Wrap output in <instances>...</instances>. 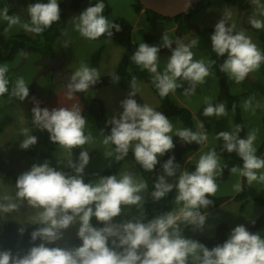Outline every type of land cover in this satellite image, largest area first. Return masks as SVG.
I'll return each instance as SVG.
<instances>
[{"label": "clouds", "instance_id": "9594fccd", "mask_svg": "<svg viewBox=\"0 0 264 264\" xmlns=\"http://www.w3.org/2000/svg\"><path fill=\"white\" fill-rule=\"evenodd\" d=\"M104 9L103 0L89 4L73 18L75 30L88 40L104 35L112 37L113 30L120 32V25L110 21L103 14ZM60 11V0H35L26 9L29 22L21 24L20 16L10 15L7 8H0V19L6 21L8 27L19 24L25 31L39 34L61 19ZM230 16L231 13H226L215 24L210 39L212 51L225 58L220 70L240 83L264 63V52L243 31L235 30V25L228 22ZM249 23L255 29L264 28L262 19L252 17ZM161 41L159 46L141 42L131 61L152 74L153 84L161 97L176 93L183 87L182 82L190 85L185 94H193L195 85L203 83L210 74L208 64L194 59L192 48L197 41L185 43L166 32ZM161 48L171 51L163 67L160 65ZM8 72V66L0 64V96L11 94L21 103L26 101L30 95L29 85L22 77L10 82ZM100 79L96 68L81 63L71 73L68 98L74 93H85ZM130 89L120 102L122 111L108 121L111 130L103 144L111 145L112 150L105 153L106 158L115 153V158L121 160L131 151L144 170L153 171L160 163L158 157L173 151L174 137L185 144L207 143L208 132L201 120L197 130L174 128L163 112L137 102L135 80ZM250 103L245 101V108L250 107ZM31 111L33 124L46 131L49 140L65 150V162L71 173L52 167L48 161L33 164L17 177L14 195L0 197V214L15 213L26 205L36 210L35 215L21 224L37 226L31 233L33 245L23 254L0 250V264H264V236L250 232L243 224L232 228L227 239L212 248L182 232L181 225L196 230L205 227L208 213L204 210L213 204L211 197L218 191L216 178L223 174L221 157L215 148L201 153L190 171L181 170L174 156L163 163V175L157 177L151 196L161 200L174 191L176 207L147 219L141 209L148 185L132 172L85 182V169L90 162V152L85 146L93 142V136L87 130L88 122L80 108L73 105L49 110L35 100ZM203 115L225 117V105L209 102ZM239 132L237 128L215 134L223 141L222 150L235 153L242 162L230 171L245 178L249 185L264 183V158L256 154V131H250L246 137H241ZM23 134L19 143L22 150L37 144V137L29 134L28 129H23ZM76 149H80L78 162L72 159ZM170 179L173 182H169ZM233 187L237 192L241 190L239 182ZM132 207L139 210V216L116 222V218L125 214L124 209ZM93 220L102 226H94ZM74 226H78L79 246H60L65 233ZM18 231L23 235L25 229L21 227Z\"/></svg>", "mask_w": 264, "mask_h": 264}, {"label": "rangeland", "instance_id": "374dc122", "mask_svg": "<svg viewBox=\"0 0 264 264\" xmlns=\"http://www.w3.org/2000/svg\"><path fill=\"white\" fill-rule=\"evenodd\" d=\"M72 1L60 0L61 3H65L68 6L67 14L69 21L66 28L62 30L63 33L55 41V56L53 58L64 60L62 70L70 74L74 73L81 63L93 67L94 55L102 47L104 49L97 69L101 75V79L112 75L125 56L129 57L130 71L141 70L131 61L133 53L130 52L127 46L117 44L110 40L92 41L82 37L74 28L73 18L75 17V12L71 8ZM107 2L112 9L111 18H123L131 22L135 39L139 43L141 39H138L136 33L140 29L148 31L160 41L165 32L170 37H173L177 27L174 22H161L158 24L157 29L153 30L145 21L143 13L136 14L134 12L132 8L134 0H107ZM248 2L251 4V9L246 12H241L237 7H212L194 14L191 21L195 25V29L183 36L182 41L185 43H189L192 40L197 41V44L192 48L194 59L203 60L208 64L210 74L205 78L203 83L195 85V92L191 95L185 94V89L190 87L187 82H182L183 87L178 89L176 93H170L177 104L187 107L193 113L195 124L192 129L197 130L198 122L201 120L208 132L207 143L199 151L186 158L181 170L187 171L188 166L195 164L201 153L223 145V141H219L215 134L222 131L234 130L233 113L230 110L226 109L227 115L225 117L208 118L203 115L201 107L215 100L219 93V83L213 69L216 53L212 51L210 39L213 32L210 31L214 29L215 24L222 19L223 15L231 13L228 22L235 25L236 31H243L249 36L262 52L260 33H264V28L259 30L253 28L249 20L252 17L264 20V15L261 14L264 13V0H248ZM28 5V0H0V8H7L10 15H19L21 24L29 22L25 16ZM196 28L202 31L208 30L209 32L201 35L196 31ZM20 33H25L33 38L37 36L36 33L25 31L19 24L8 27L7 22L0 19V35L4 39H10L12 36ZM170 55L171 51L166 54H160L161 67L166 64L167 58ZM41 60L40 55L29 53L25 60L23 54L11 62H0V64H6L8 66L10 82L22 77L26 84L29 85L30 91L29 98L22 103L11 94L0 96V128H2V132L0 133V197L14 195V177H18L23 172L28 171L33 164L45 162L38 158L30 157L26 154V150H22L19 146L20 141L24 138L23 129L29 130V125L32 122L31 110L34 107L35 100L40 102L42 108L46 107L49 110L59 106L71 108L73 105L82 110V115L88 122L87 130L93 136V142L85 146L90 152V162L85 169L84 175L86 182H92L101 177L105 167L114 158V154L111 157H105V153L111 151L112 146L103 144L104 136L98 128L92 106L96 102H101L105 107L106 116L109 119L113 116H118L122 111L120 102L128 96L132 84L128 88H121L115 84L91 87L82 97L74 93L72 98L69 99L67 96L68 89L64 82L54 84L52 72L42 73V69L39 67ZM227 77L231 93L240 97V108L247 134L250 131H256L257 139L255 141V147L257 149L256 154L258 155V149L261 146L264 136V67L260 66L250 73L245 81L240 83L233 81L228 74ZM135 84L138 89V94L135 99L140 98L142 104L147 103L158 111H161L160 101L150 86L143 81H137ZM245 101L251 102L250 107L245 108ZM169 119L172 121L174 128H186L179 118L172 117ZM179 139L178 137H174L173 142ZM79 153L80 150L73 153L72 159L74 162H78ZM258 156L264 158V152ZM220 157L223 167L229 157ZM66 158L65 150L58 145L48 162L58 170L71 173V169L67 167L65 162ZM125 171L132 172L144 181L139 169L133 162H125L119 174ZM242 178L232 173L228 180L218 187L216 195L234 197L237 191L234 190L233 186L237 182L242 184ZM169 182L173 181L170 179ZM251 186L264 198V183L254 182ZM146 191L144 193V199ZM239 206L240 204L238 202L230 199L221 207L210 211L204 229L199 231L207 237H212L217 226L221 223H226L229 227L230 234L231 229L235 226L239 224L245 225L264 213V210L253 201H248L244 212L239 211ZM175 207L174 197L173 209ZM141 210L144 212V205ZM35 211L25 205L15 213L0 214V220L13 222L20 228L27 229L35 225L21 223H26L30 217L35 215ZM124 213L121 217L116 218V222H123L124 220L140 215L139 210L135 207L124 209ZM77 227L74 226L65 233V239L59 242L60 246H79L80 241L76 237ZM258 233L264 236V227ZM26 251L21 245L16 246V253L23 254Z\"/></svg>", "mask_w": 264, "mask_h": 264}, {"label": "trees", "instance_id": "16d2710c", "mask_svg": "<svg viewBox=\"0 0 264 264\" xmlns=\"http://www.w3.org/2000/svg\"><path fill=\"white\" fill-rule=\"evenodd\" d=\"M31 2H35V0H28V4ZM46 2V0H45ZM97 0H73L71 3V8L75 12V16H77L84 8L89 6V4L96 3ZM105 4L104 15L115 23L119 24L121 27L120 32H115L113 30V36L109 37L107 35L101 36L100 38L92 41H103L110 40L114 41L117 44L125 45L129 48L130 52L133 53L136 47L141 43L145 42L149 45H157L159 46L162 42L158 40L157 37L149 33L144 29H140L137 31L136 35L138 39L140 38V43L135 39L133 26L131 22L127 21L123 18H111L112 17V9L108 4L107 0H103ZM226 8V7H237L241 12H246L251 9V4L248 0H200L197 4H195L188 12L183 13L175 18H165L151 10L145 9L139 0H134L132 8L136 14L143 13L145 21L148 25L153 29H157L158 24L165 21L174 22L177 27L173 35V39H183V36L187 34L189 31L195 29V25L192 23V17L194 14H197L207 8ZM60 16L61 19L54 22L50 27L46 28L43 32L37 34L35 38L30 37L25 33H20L12 36L10 39H4L0 35V62H11L15 60L17 57L25 54V51L28 50L29 53L38 54L41 57H54V49H55V41L61 35V31L64 30L68 24V6L65 3L60 2ZM29 18L28 16L26 17ZM196 31L199 34H205L209 32L208 30H199L196 28ZM212 29L210 32H213ZM260 40L262 43V52H264V33H260ZM175 46V45H173ZM103 47L100 48L94 55L93 58V67L98 69V64L101 59V54L103 52ZM170 52L169 49L161 48L160 54H166ZM224 57L215 56L213 69L216 73L218 83H219V93L215 100L211 101L213 104L223 103L225 108L230 110L233 113V122H234V130L239 128V135L241 137L247 136L246 126L242 117L241 108H240V97L238 95H234L231 93L230 86L228 83L227 74L220 70V65L224 61ZM260 66L264 67V63ZM118 78V79H117ZM133 80L143 81L147 85L150 86L152 91L157 96L158 100L161 104V112H163L168 118L177 117L180 119L181 123L186 128H193L195 124L193 113L185 106L177 104L171 94L167 97H161L155 88L152 80V74L146 70H129V57L125 56L118 64L116 71L99 82V86L115 84L120 86L121 88H128L131 84H133ZM30 92V91H29ZM139 104H142V100L140 98L136 99ZM207 104L201 107L203 111L204 107ZM93 113L96 119V123L102 135L105 137L109 134L111 130V126L108 121L110 120L106 116V111L103 103L96 102L92 106ZM263 129H264V117H263ZM2 132V128H0V133ZM29 134L35 135L38 139L37 144L33 145L31 149L26 150V154L30 157L38 158L42 161H48L54 154L57 149L58 144L52 143L46 131L41 130L37 126L33 124V122L29 125ZM174 149L172 152L165 154L162 157H158L160 163L156 166L153 171L144 170L136 161L131 151L128 156L124 157L121 160H117L114 158L112 161L105 167L102 172V176H108L112 174H119L123 164L127 161L133 162L139 172L147 183L148 188L146 189V196L144 199V213L147 219H152L156 215H162L173 209V199L175 197V192L169 193L168 196L161 200H154L151 196V192L153 191V185L158 176L163 173L162 165L165 163L171 156L175 157V161L180 165V168L183 167L184 162L187 157L191 154L199 151L204 145L198 144H185L180 139L174 141ZM223 145L216 148L217 153L220 156L229 157L227 162L223 165V174L216 178V183L218 187L223 185L232 174L230 169L232 167L241 166L242 162L239 157L236 156L235 153L229 154L226 151L222 150ZM80 149L74 150L73 153L77 152ZM264 152V136L261 146L258 149V155H261ZM195 164H190L188 166L187 171L194 169ZM10 175V174H8ZM17 177H14V183ZM86 182V177L84 178ZM213 200V204L204 211L209 213L212 210H215L221 207L230 199L238 202L240 204L239 211L244 212L247 206L248 201H253L256 205L261 207L264 210V198L259 194V192L251 185H249L245 178H242L241 190L237 192L234 197L229 196H215L211 197ZM255 223H246L245 226L248 228L250 232L258 233L264 227V213L258 218L252 220ZM93 224L96 227H101L98 222L93 220ZM37 226H32L30 228L25 229L23 235L20 234L18 229L20 228L13 222H6L0 220V250H12L16 253V246L21 245L26 250L33 245L31 240V233L35 230ZM181 229L183 234H185L188 238L196 239L205 244L207 247L212 248L217 244L223 243L228 235H229V227L226 223H221L217 226L215 233L212 237L205 236L201 231L194 229L192 226L181 225ZM35 243H39L36 241Z\"/></svg>", "mask_w": 264, "mask_h": 264}, {"label": "water", "instance_id": "95a60500", "mask_svg": "<svg viewBox=\"0 0 264 264\" xmlns=\"http://www.w3.org/2000/svg\"><path fill=\"white\" fill-rule=\"evenodd\" d=\"M141 5L147 9V10H151L165 18H175L183 13L188 12L195 4H197L200 0H139ZM25 16H28V13L26 12ZM61 33H63L61 31ZM28 55V50L25 51L24 54V60L26 59ZM50 62L52 63H56V74L58 73V67H60L64 60L63 59H56L53 57H45L43 59V61L41 62L44 66H48L47 64ZM46 70V69H45ZM47 71V70H46ZM43 71V72H46ZM70 78H71V74L67 73L64 77L62 78H57L56 75V79L54 81V84L57 81H63L66 86L68 83H70ZM99 84H96L92 87H96ZM79 96H83V92H79L77 93Z\"/></svg>", "mask_w": 264, "mask_h": 264}, {"label": "flooded vegetation", "instance_id": "af4514ba", "mask_svg": "<svg viewBox=\"0 0 264 264\" xmlns=\"http://www.w3.org/2000/svg\"><path fill=\"white\" fill-rule=\"evenodd\" d=\"M47 57V56H46ZM42 58V60H41V62L43 61V59L45 58V57H41ZM41 62H39V67L42 69V73H48V72H52V74H53V77H54V81H55V79H56V75H57V78H62V77H64L68 72H64L63 70H62V66H63V64L60 66V67H58V73L56 74V66L57 65H55L54 63H52V62H50V63H48L47 65L48 66H44ZM47 71H46V70ZM43 71H46V72H43ZM57 82H63V81H57ZM56 82V83H57ZM99 86V85H98ZM84 95V94H83Z\"/></svg>", "mask_w": 264, "mask_h": 264}]
</instances>
